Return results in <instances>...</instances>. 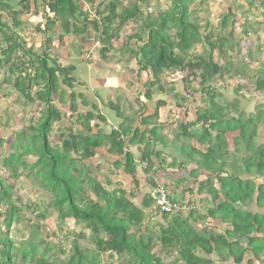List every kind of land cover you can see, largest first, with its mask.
<instances>
[{
  "label": "trees",
  "instance_id": "trees-1",
  "mask_svg": "<svg viewBox=\"0 0 264 264\" xmlns=\"http://www.w3.org/2000/svg\"><path fill=\"white\" fill-rule=\"evenodd\" d=\"M124 1L14 0L8 20L0 12L1 73L8 74L4 83L15 92L4 95L12 101L8 102V111L9 105H15L17 115L22 103L19 96L23 94L34 101V89L38 107L43 108L37 120L30 118L29 124L15 133L14 142L8 143V154L7 140L0 138V264H106L105 255L109 259L123 258L122 264H164L161 257L164 261L177 253L185 264H216L219 260L243 264L249 253L255 256L249 264H264V105L258 106L255 117L241 101L252 85L255 91L264 93V66L250 70L255 57L245 47L251 36L260 40L259 31L250 20L264 18V0H255V11L239 10L238 0H224L216 26L209 15L205 19L197 17L198 6L210 14L209 0H170L171 8L166 12L153 11L152 0H127L128 6L118 14ZM85 3L89 6H83ZM40 6L46 22L44 27L37 23L36 30L46 38L45 49L37 53L27 49L16 30L25 25L26 14L31 19L38 17ZM91 10L102 16L108 42L119 40L124 23L141 26L142 33L128 37L122 50L138 55L134 75L141 81L146 74L145 97L152 99L153 104L149 100L142 102V110L130 116L125 107L121 110L118 106L121 99L108 102L115 113L112 117L113 114L102 113L97 104L81 114L79 105L71 102V116H65L70 126L64 128L59 105L51 104L58 96L60 106L76 98L75 67L50 65L49 52L54 43L50 34L61 23L66 34L74 31L89 40V33L99 31L98 23L89 16ZM113 20L117 24L114 27ZM236 28L242 31L240 42ZM189 38H194V42L203 38L201 52L196 48L193 53L177 49ZM131 41H136L137 49L129 45ZM103 50L108 52L110 48ZM256 50L261 52V46ZM242 71L253 75L254 83L251 78L240 81L227 95L225 76L239 79ZM163 78L173 87L167 90ZM176 79L183 83L181 91L175 88ZM219 81L225 92L212 86ZM193 83H199L201 88L193 90ZM154 90L161 96L169 92L171 99L156 98ZM78 97L83 106L91 103L84 94ZM125 106L132 108L131 101L127 100ZM165 106L169 116L178 117L185 110L183 117L173 122V126L181 128L173 140L160 133L168 124L158 122ZM76 114L79 115L73 120ZM2 115L0 112V120ZM190 116L193 118L187 120ZM113 119L116 125L108 128ZM136 121L144 128H135ZM55 124L59 126L55 128L53 144ZM259 140L263 144L259 145ZM168 148H172V166L179 168L181 176L173 183L182 187L185 194L196 192L207 212L191 210L188 218L183 211L164 213V225L157 224L155 228L153 222L151 226L147 222L153 205L150 192L157 187L169 190L153 177L142 185L136 164H146L143 172L151 176L152 156L158 157L162 152L170 155ZM95 157L97 163L92 161ZM30 159L35 160L31 163ZM122 169L132 176L138 188L132 196L141 194L136 201L128 199L126 189L114 181ZM167 174L165 177L172 178ZM25 181L32 182L28 191L31 195L46 199L40 200L47 204L43 205L44 210L33 196L23 210L18 192L27 189ZM178 196L180 193L172 195L171 200L178 201ZM32 205L34 221L24 213ZM255 206L259 211L254 210ZM54 212H58L57 220L62 226L59 229L65 236L55 231L45 234L50 224L41 222ZM207 220L221 221L227 228L218 233L219 229ZM203 221L207 226L196 230L195 226ZM17 224L22 226L21 238H17ZM87 240L90 243L86 244ZM61 242L69 247H62Z\"/></svg>",
  "mask_w": 264,
  "mask_h": 264
},
{
  "label": "rangeland",
  "instance_id": "rangeland-1",
  "mask_svg": "<svg viewBox=\"0 0 264 264\" xmlns=\"http://www.w3.org/2000/svg\"><path fill=\"white\" fill-rule=\"evenodd\" d=\"M79 1L80 0H76V2H79ZM97 1L100 2L102 0H97ZM106 1L113 2L114 0H106ZM13 2L14 0H2L0 4V12H3V15L5 16L7 20H8L9 8L11 6L15 7L14 5H12ZM152 2L154 4L152 8L153 11L155 10L158 11L159 9V10L166 12L169 8H171L170 0H152ZM238 2H239V7H238L239 10L248 9V8L249 10L250 9L254 11L256 10L255 0H238ZM87 3H85L83 6L88 7L90 4L88 3L89 4L88 5ZM128 4H129L128 1L125 0L123 4L120 6V8L117 10L118 14L121 13V11H123L126 8V6H128ZM220 4H224V0H209L210 6H208V11H210V14H205L204 10L198 6L197 7L198 8L197 17L205 19L209 15L212 23L216 26L219 21L218 14L220 13V8H219ZM212 6L213 8H211ZM193 7L194 6H190V8H193ZM43 9L44 8L40 6L41 12L39 16L36 17L35 19L33 18L31 19L30 15L27 16L26 14V16L23 17V20L26 21L25 25L22 26L21 29L16 30L19 33L18 35L19 38L25 43L27 49L32 48L34 52H37V53L45 49L44 41L46 37L43 34H38L36 30L37 23H41L42 27L45 26L46 18L43 17ZM250 23L255 24V27L259 31V37H260V40L257 41L256 37L251 36L249 39L250 40L249 43L245 45L247 49L250 48L253 51V54L255 57L254 62L251 64V68H250L251 70L252 68H255V67L264 66L263 65V62H264V18L252 19V21L250 20ZM115 25L117 24L115 20H113L112 27H114ZM61 26H62L61 23L56 24L54 28L55 31L52 34H50V36H52L54 43L52 44V47L50 49L51 52H49V57H50L49 59H51L53 62L59 63L58 66H60L63 69L69 68L71 66L76 67L75 71L73 72V77L76 79L74 89L77 94L76 98L73 101L70 100L66 104L63 103L64 105H61V106H60L61 100L58 99L59 96L53 98V103L51 105L52 106L59 105V108L62 111V119H63L64 128H67L70 126V123L68 121L69 118H67L66 120L65 116L67 117L71 116V110H70L71 102H75L79 105L78 112L81 114H84V113L86 114L90 110L94 109L95 104H97L96 106L101 107L102 113H104L105 115L109 113L113 114L111 115L112 117L114 116L115 113L112 110H110L108 106V102H113V101L116 102L118 99H121L120 102H118V106L120 107L121 110H124V107H125V112L127 113V115H130V116H135L136 113H139L142 110L141 108L142 102L145 103V102H148L149 100L150 105L153 104L152 99H148L145 97L146 89H145L144 84H145V81L147 80L146 74L144 73L141 81H138L134 75V71L136 72L138 69L137 68L138 55L136 53L128 54L122 50L123 44L126 41H128V37L134 34L142 33L141 26H136L132 23H126V24L124 23L121 26L119 40H114L110 42H108L109 40H106L104 42L103 47L101 48L102 50L100 51L96 50L95 51L96 53L95 55H93L92 60L87 61V62L84 60V56L88 50L92 49L89 41H87L88 37L83 34H75L76 32L72 30H71L72 32L66 34L65 29ZM81 26H83V24H81ZM235 32H236V38L240 42L241 32H242L241 28H236ZM135 40L137 41V39ZM136 41H131V43H129V45L131 44V47L134 48V50L137 49ZM194 41H195L194 38L186 39L184 42H181L177 46L178 47L177 49H179L181 52L187 50L193 53V51L195 50L193 48H196L197 51L201 52L202 50L201 43L203 42V38L201 39L200 42H194ZM101 45H102V41H101ZM259 45L262 48L261 52L256 50V47ZM105 48L106 50L110 48V51L105 52L103 50ZM120 52L122 54L126 53V57H125V54L123 56L121 55ZM1 58H2V55L0 51V59ZM236 65L239 66L240 63H236ZM241 66H242V63H241ZM3 71L6 72V69H3ZM63 77H60V79L63 80L64 79ZM7 78H8V74L3 75L1 73V63H0V112L3 114L2 115L3 117L0 120V138L4 137L7 140L6 145H5L6 154H8V150H9L8 145L13 143L15 140V133L17 131L18 132L22 131L23 127L29 124L30 118L35 117L37 120L43 114L42 113L43 108L38 107V103L36 101V92H37L36 90L37 89H34V91L32 92L33 98H35L34 101L28 100L26 98V95L24 94L19 96L22 100L21 101L22 103H21V109H19V112L17 113V115H15V112H14L15 111L14 108H17V106L15 105H11V106L9 105L11 109L8 111V108H7L9 104L8 102H12V101H11V98L8 99V96L6 97L4 95L9 93L12 96L14 91L12 89V86L9 87L7 83H4V80H7ZM248 78H251L252 82L255 79V77H253V75H250L247 71H242L241 78L239 79H234V78L225 76V81L227 82V85H229V87L226 88L227 89L226 91H228L226 94L231 95L232 89L240 81H243L246 79V82H247ZM163 80L165 82L164 86L165 88H167V90L173 87L164 78ZM212 84H213L212 85L213 87L214 86L217 87L218 90L220 91L223 89L222 88L223 82L221 81L213 82ZM190 86L192 87L193 90H199L201 88L199 83H193ZM252 86H250L249 89L251 90L249 92H244L245 96L241 97V101L246 106V109L248 111H252L254 116L257 117L259 114L258 106L260 104L264 105V93L255 91L253 89L255 87L254 86L252 87ZM175 88H177V90H180V91L182 90L183 83L180 79H176ZM154 92H156L155 93L156 98L161 96L158 90H154ZM221 92H225V91L222 90ZM79 94H84L85 96H87L89 100L91 101V103H89L88 106H83L82 105L83 100L81 97H78ZM99 95L101 96V98H99L100 97ZM2 97L5 99H3ZM161 98H164L166 100L171 99L169 92H166L165 95L161 96ZM12 99L14 101V97H12ZM127 100L131 101L132 108H127V106H125V103L127 102ZM199 100L201 101L200 98ZM5 108L7 109L3 113L2 110L4 111ZM168 110L169 109L166 106L161 108V111L163 112V114H165V117L162 118V120L161 119L158 120V122L168 123L164 125V128H162L160 133L162 134V136L168 137L169 139L173 140V139H176L181 133L180 132L181 128L179 127V125L175 124L173 126V122L175 121L176 118L183 117L185 110H182L181 115L179 114L178 117L176 115L169 116ZM77 115L79 114H76V116L72 119L75 120L78 117ZM10 116L13 117V119H11ZM14 116H17L18 119H15ZM192 118L193 116H190L187 118V120H191ZM113 121L114 119L111 121L110 126L108 128H111V126L116 125V122H113ZM93 124H95V122ZM136 125L144 128L139 122H136ZM57 126L59 125L55 124L53 126L54 129L51 135L52 136L51 142L53 144H54L53 137L56 135L54 132L57 129ZM75 129L78 131L80 128L78 126H75ZM66 135L67 133H65L64 137H66ZM213 135L215 136L216 133L214 132ZM258 144L260 145L263 143L259 140ZM171 149L172 148H168L170 155L167 154V152H162L161 154L158 155V157L160 156V158H158L156 155L152 156V162L154 163V170L151 176H145L143 172V168H145V166L147 165L137 162L136 165H137V170L139 174L138 176L142 182V185H145L147 181L149 180V178L151 177L156 178V180L160 183V185L168 188L171 196L175 195L177 192L178 193L180 192L181 195L178 200H181V202L185 206V209L183 210V215L185 217L188 218L191 210H198L201 214H205L207 212V208L205 207V204L201 203L196 192L191 195L187 193L185 194L183 193V190L181 189L182 187L177 188V185L173 183V180L179 179L180 175L178 171L179 168L172 166L174 159L171 156V152H172ZM157 150L159 151V149ZM104 154L105 156H107L106 153ZM106 159L108 160L109 158L106 157ZM161 159L163 160L162 162H160ZM34 160L35 159H30V162L33 163ZM92 161L94 163H97L98 159L95 157L92 159ZM161 164L163 165L161 166ZM191 169L192 167L190 168V170ZM118 172H119L118 176L114 178L115 183L121 184L122 187L126 189L128 199H132L135 201L138 200L141 194L139 195L138 193L139 196L133 197L134 196L133 193L137 192L138 188L134 184V180L132 176L127 175L124 172V169L119 170ZM167 173L171 174L172 178L165 177V175H168ZM191 182L194 183V180H191L190 183ZM23 185L27 189L23 191H19L18 196L23 199L22 208L24 210L25 206L28 204L29 197L33 195H31L28 192L29 190H31L30 187L32 186V182L28 183L25 181ZM192 187L196 191L195 184L192 185ZM38 197L39 196H33V198L36 201H39L40 206H42L41 208L44 210L46 206H43V205L46 204V202H42L40 200H46V199L45 198L39 199ZM33 209H34V205H32L31 209L28 210L27 213L24 211V213L28 215L32 221L36 220V217L33 213ZM254 210L259 211L257 206L254 207ZM148 213L150 217V220L147 221L148 226H151L152 222L155 228L157 224L164 225V221L162 219L161 214L158 216H155L151 214L150 211H148ZM58 217H59L58 212H54L52 216L48 215V219L46 221L41 222V224H44L46 226L50 224V227H48V229L45 230V234L55 231L56 233L62 234L63 236H65L64 233L60 232L59 226L61 228L62 226L61 224L58 223V220H57ZM206 222H208V220ZM206 222L203 221L202 224H198V226L196 225L195 229L200 230V231L203 230L204 229L203 227L207 226ZM208 224L214 228L219 229L217 230L218 233L220 232L223 233L224 230L227 228L226 225L222 224V222L218 220L212 221L211 223L208 222ZM165 226L167 227V225ZM153 230L155 229L153 228ZM16 231L18 233L17 238H21V235H22L21 234V231H22L21 224L16 225ZM77 231H79V229ZM65 232H67V229H65ZM88 243H90L89 240H87L86 244ZM60 245L64 248L69 247L67 243H63V242H61ZM104 258L107 262L106 264H122L123 263L122 262L123 258H118V256L114 257L113 259H109V256L105 255ZM179 258H181V255H179V253L174 254L170 257L168 256V258L166 257L164 261H163V257H161V263L185 264V261L183 259L180 260ZM253 260H255V256L253 258L252 254L249 253L248 257H246L245 260L243 261V264H249V262ZM216 264H227V263H224V262L222 263V261L219 260L217 261ZM228 264H231V263H228Z\"/></svg>",
  "mask_w": 264,
  "mask_h": 264
},
{
  "label": "built area",
  "instance_id": "built-area-1",
  "mask_svg": "<svg viewBox=\"0 0 264 264\" xmlns=\"http://www.w3.org/2000/svg\"><path fill=\"white\" fill-rule=\"evenodd\" d=\"M94 42L97 45H100L98 40H95ZM150 196L153 201L151 212L155 215L174 211H183L185 209L184 204L179 200H171L170 193L165 190L164 187H157L152 189L150 192Z\"/></svg>",
  "mask_w": 264,
  "mask_h": 264
},
{
  "label": "clouds",
  "instance_id": "clouds-1",
  "mask_svg": "<svg viewBox=\"0 0 264 264\" xmlns=\"http://www.w3.org/2000/svg\"><path fill=\"white\" fill-rule=\"evenodd\" d=\"M89 16H90V18L92 20H94V21H96L98 23V25H99V28H98L99 31L98 32L94 31L93 33H89V36H91V37H89V40L88 41H89L92 49L91 50H88L87 53L84 56V60L86 62L92 60L93 55H95V53H96L95 52L96 50H98V51L102 50L101 48L103 47L104 42L107 40V37L104 35V20H103L102 16H99L96 13L95 10L89 11ZM100 31H101V33H100ZM100 34H102V35H100ZM95 40H98V42H99L100 45H97L94 42ZM101 41H102V45H101ZM75 69H76V67H75ZM149 211H150L151 214H153L151 212V209ZM153 215H155V214H153ZM158 215H160V214H157L155 216H158ZM161 215H163V214H161Z\"/></svg>",
  "mask_w": 264,
  "mask_h": 264
},
{
  "label": "crops",
  "instance_id": "crops-1",
  "mask_svg": "<svg viewBox=\"0 0 264 264\" xmlns=\"http://www.w3.org/2000/svg\"><path fill=\"white\" fill-rule=\"evenodd\" d=\"M125 57H126V55H125ZM124 57V58H125ZM122 58V57H121ZM123 58V59H124ZM58 64L59 63H57V62H53L51 59H50V65H52V66H55V65H57L58 66ZM112 72V71H111ZM162 117L164 118L165 117V114H163V112H162ZM136 122H139V121H136ZM136 122L134 123V127L136 128L138 125H136ZM180 193V192H179ZM178 192L176 193V194H179ZM181 195V194H180ZM178 197H180V196H178ZM147 220H150V217H149V215H148V219Z\"/></svg>",
  "mask_w": 264,
  "mask_h": 264
}]
</instances>
